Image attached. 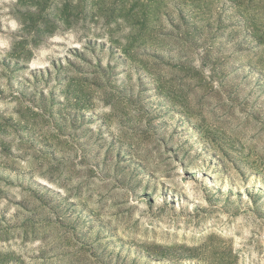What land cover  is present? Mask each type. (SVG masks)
<instances>
[{
	"label": "rangeland",
	"instance_id": "1",
	"mask_svg": "<svg viewBox=\"0 0 264 264\" xmlns=\"http://www.w3.org/2000/svg\"><path fill=\"white\" fill-rule=\"evenodd\" d=\"M0 264H264V0H0Z\"/></svg>",
	"mask_w": 264,
	"mask_h": 264
}]
</instances>
